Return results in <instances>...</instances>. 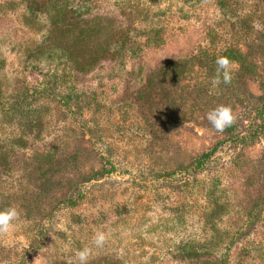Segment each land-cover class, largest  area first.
Segmentation results:
<instances>
[{"label": "rangeland", "instance_id": "rangeland-1", "mask_svg": "<svg viewBox=\"0 0 264 264\" xmlns=\"http://www.w3.org/2000/svg\"><path fill=\"white\" fill-rule=\"evenodd\" d=\"M10 206L0 264H264V0H0Z\"/></svg>", "mask_w": 264, "mask_h": 264}, {"label": "clouds", "instance_id": "clouds-1", "mask_svg": "<svg viewBox=\"0 0 264 264\" xmlns=\"http://www.w3.org/2000/svg\"><path fill=\"white\" fill-rule=\"evenodd\" d=\"M216 75L212 80L213 86L220 83L230 84L233 79L234 63L226 56H218L216 59ZM207 119L217 132H224L233 126L237 116L228 105H219L207 113ZM21 213L15 206L0 209V237H5L13 232L17 226ZM108 235L104 231H97L91 241V246L85 245L74 252V258L67 260V264H91L93 249L103 248L108 242ZM70 251V244L65 246Z\"/></svg>", "mask_w": 264, "mask_h": 264}, {"label": "trees", "instance_id": "trees-1", "mask_svg": "<svg viewBox=\"0 0 264 264\" xmlns=\"http://www.w3.org/2000/svg\"><path fill=\"white\" fill-rule=\"evenodd\" d=\"M104 48H106L105 46H103ZM75 60V63L77 65V67L80 70H84L86 69L87 65H92L93 63H95L96 61H98V57L97 56H78V58H73ZM212 154V153H211ZM210 155V154H209ZM208 157V155H207Z\"/></svg>", "mask_w": 264, "mask_h": 264}]
</instances>
